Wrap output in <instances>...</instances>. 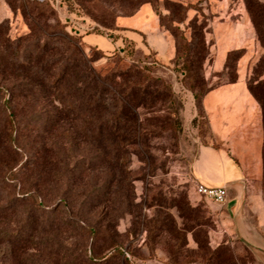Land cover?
Here are the masks:
<instances>
[{
    "label": "rangeland",
    "instance_id": "obj_1",
    "mask_svg": "<svg viewBox=\"0 0 264 264\" xmlns=\"http://www.w3.org/2000/svg\"><path fill=\"white\" fill-rule=\"evenodd\" d=\"M46 1L0 0V264H81L84 245L97 257L121 249L129 264H264V0ZM115 23L148 34L128 54L77 38L82 59L67 90L74 103L86 96L85 63L115 79L109 88L128 94L129 144L105 140L97 113L65 111L48 86L54 61L69 56L65 33L114 39ZM149 33L166 38L169 61ZM129 66L142 75H125ZM160 82L170 99L143 95ZM200 150L215 177L205 186L225 179L234 194L242 184L252 242L227 205L197 192ZM23 231L31 237L18 242Z\"/></svg>",
    "mask_w": 264,
    "mask_h": 264
},
{
    "label": "trees",
    "instance_id": "obj_2",
    "mask_svg": "<svg viewBox=\"0 0 264 264\" xmlns=\"http://www.w3.org/2000/svg\"><path fill=\"white\" fill-rule=\"evenodd\" d=\"M44 5L43 6H48L49 4L47 3L46 0H44ZM35 3V4H34ZM33 6L32 10H38L39 3L36 1L31 4ZM57 27L61 28L63 32H65V27L61 25L59 21H57ZM119 29V26L117 23L114 24L113 28L111 31ZM77 30V29H76ZM79 31V30H77ZM73 35H78L79 37H72L65 33L66 38H68V41L66 38H61L63 40H66L69 49H67V52H69V56L66 58V61L61 65L59 64L58 59L54 61V65L56 66V70H58V73L55 74L53 73L50 75L48 78V86H51L53 90H59L60 95L62 96L61 103L63 104V108L65 111L68 109L74 110L76 113L80 115H91L97 113L99 118L101 119L100 121V129L102 130V136H104L105 140H111L110 137L113 138L114 142L118 143H128L131 140V135L132 132L135 130H132L131 127L127 126V113H126V103L125 99H128V94L125 93V99H122L121 96L117 95L116 91L114 89L112 90L109 88V85L116 84L115 79H112L110 77H101L100 75H97V73L93 72V69L87 67V64L85 63V70L83 73L80 75V80L82 81L84 91L86 93V96L82 97L81 100L84 101H78L77 103H74L75 101L73 100V95H71L72 92H69L67 90L68 83L72 77L73 73V68L78 65V58L80 56V50L78 45L76 44L77 38H82L84 35L91 34V33H72ZM111 37V36H110ZM76 41V42H75ZM128 44H133L131 42L125 41V47L116 50L120 54H128ZM54 50L59 53L58 47H54ZM242 49H236L232 50L229 53L232 52H238L241 51ZM115 51V52H116ZM227 54V58H228ZM82 59V58H81ZM227 65V59L225 62V67ZM117 66V65H116ZM59 67V68H58ZM89 70V71H88ZM126 72L125 75H129L130 77L132 76H141V71L137 69L136 67L129 66L126 67ZM158 83L159 80H156ZM97 84V85H96ZM35 87H37L35 90L39 92H47L48 88L45 84L39 83V81L36 83ZM141 88V87H140ZM142 89L143 95H147L148 91L151 92L152 97H163V99H170L171 98V91L169 88L160 82L159 85L157 86H145ZM196 98V96H195ZM117 144V143H115ZM34 162V160H33ZM32 164V162L28 164V166ZM34 165V163H33ZM27 164L25 165L26 168ZM27 166V167H28ZM25 168L22 170V172L25 170ZM26 171V170H25ZM20 173V172H19ZM8 180H14L15 176L9 175L7 177ZM27 197H30L31 201L35 202V207L31 208L33 212L35 211H40L41 209V204L37 203V196H31L30 190H27ZM13 208V205L12 207ZM30 232H34L36 229L33 228L32 226L26 227L25 230H30ZM23 236L25 239H20L18 242L26 241L30 236L28 234L29 232L23 231ZM88 232L91 236L95 237L97 235V230L96 228H89ZM9 234L8 232L5 233V235ZM13 242L18 243L16 240V235H13ZM89 253V255H88ZM116 257L123 258L124 264H129L127 258L124 256L123 251L121 249H114L113 254L110 256H101L97 257L92 253V248L90 247L89 249L87 246L84 245V248L82 249V254L79 255V258L81 259V264H109L112 260H114Z\"/></svg>",
    "mask_w": 264,
    "mask_h": 264
},
{
    "label": "crops",
    "instance_id": "obj_3",
    "mask_svg": "<svg viewBox=\"0 0 264 264\" xmlns=\"http://www.w3.org/2000/svg\"><path fill=\"white\" fill-rule=\"evenodd\" d=\"M119 26V25H118ZM146 27V24L144 25ZM112 33L116 34L114 39H106L101 35L98 34H87L83 36V41L89 45V46H94V47H98L99 49L105 51V52H115L116 50H120L122 48L125 47V41L134 43L136 45L137 48H139L141 46V42L143 40V35L146 34L147 30L145 31H135L129 28H121L119 26V29L111 31ZM148 34V32H147ZM149 40L151 42V47H155L154 49L157 50L159 56L163 59H165L166 61H169L170 59V44L168 43V41L166 40V38L161 35V34H152L149 33ZM243 38V37H242ZM242 38H240V40H243ZM245 41V40H244ZM153 44V46H152ZM237 49H242V48H237ZM232 50H236L231 49ZM228 51V50H227ZM226 51V52H227ZM229 51V52H230ZM217 52L219 54V56H223V54L227 55L226 52L223 54H220V51L217 49ZM204 149V148H203ZM202 149V150H203ZM202 150L200 151L199 154V158L196 161L195 165H194V172H195V176L197 178V181L199 182L198 184L200 185V183H214L215 181V177L212 175H206L203 170H204V164L205 161L202 158ZM225 157L227 158V160L231 161L230 157L224 152ZM225 183V179H219V184ZM236 206L231 210L233 215V218H235L236 220L240 221L239 224L236 223V231L238 232H244L245 229V224H242V220L244 218V215L242 214V211L240 210V204H241V199L237 198L236 199ZM239 226H241V229H238ZM243 226V227H242Z\"/></svg>",
    "mask_w": 264,
    "mask_h": 264
},
{
    "label": "water",
    "instance_id": "obj_4",
    "mask_svg": "<svg viewBox=\"0 0 264 264\" xmlns=\"http://www.w3.org/2000/svg\"><path fill=\"white\" fill-rule=\"evenodd\" d=\"M201 151V150H200ZM199 154H200V152H199ZM199 158V157H198ZM198 160V159H197ZM196 160V161H197ZM231 162H232V160H231ZM196 163V162H195ZM195 163H194V165H195ZM194 174H195V172H194ZM241 174V173H240ZM196 177V176H195ZM197 179V178H196ZM240 181V180H239ZM241 183V182H240ZM200 185H202L203 187H205V188H208V189H219V188H222V189H224L225 191H226V200H225V203L224 204H218V205H220V206H228V208L230 209V211L236 206V204H237V202H236V199L237 198H240L241 199V204H240V210L242 211V202H243V192H242V190H243V186H242V184H241V187H239L240 189H238V190H235L236 192H234V194H232L231 193V191H232V189H230L229 187H228V184L225 182V183H222L221 184V186H219V187H215V188H209V187H207V186H205V184H203V183H200ZM217 204V203H216ZM231 218H233V213H232V211H231ZM234 220H235V222L236 223H238L239 224V222L240 221H238V220H236L235 218H233ZM242 224L245 226V229H244V232L242 231V232H238L239 233V235H240V237L244 240V239H248L247 237H249L250 239H248L247 241H248V243L249 242H252V240L255 238V237H253L255 234H254V232L252 231L253 230V228L250 226V222L249 221H247L246 219H245V217L243 218V220H242ZM243 227V226H242ZM238 229H241V226H239V228ZM246 232H252L253 233V235L252 236H248V233H246ZM243 237H246V238H243ZM244 242L246 243V241L244 240ZM254 243V242H253ZM261 254H263L264 255V252H260Z\"/></svg>",
    "mask_w": 264,
    "mask_h": 264
},
{
    "label": "built area",
    "instance_id": "obj_5",
    "mask_svg": "<svg viewBox=\"0 0 264 264\" xmlns=\"http://www.w3.org/2000/svg\"><path fill=\"white\" fill-rule=\"evenodd\" d=\"M197 192L206 199L213 201L217 204H224L226 200V191L222 188L208 189L202 185H197Z\"/></svg>",
    "mask_w": 264,
    "mask_h": 264
}]
</instances>
